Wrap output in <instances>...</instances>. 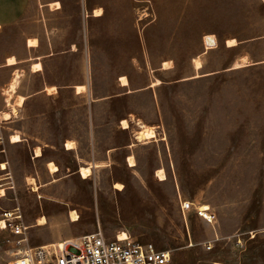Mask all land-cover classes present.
Instances as JSON below:
<instances>
[{
    "label": "rangeland",
    "instance_id": "rangeland-1",
    "mask_svg": "<svg viewBox=\"0 0 264 264\" xmlns=\"http://www.w3.org/2000/svg\"><path fill=\"white\" fill-rule=\"evenodd\" d=\"M206 34L216 38L208 49ZM11 55L21 61L0 67V111L15 72L11 101L25 100L0 120V214L19 208L31 227L20 243L0 230V264L17 249L98 227L171 250L169 264H264V0H26L0 29V64ZM36 61L42 68L32 71ZM76 84L85 87L77 92ZM143 123L155 137L138 141ZM13 133L21 141L11 142ZM88 164L84 178L78 170ZM179 197L209 208L212 223L193 209L182 215ZM42 215L48 223L35 225Z\"/></svg>",
    "mask_w": 264,
    "mask_h": 264
},
{
    "label": "built area",
    "instance_id": "built-area-1",
    "mask_svg": "<svg viewBox=\"0 0 264 264\" xmlns=\"http://www.w3.org/2000/svg\"><path fill=\"white\" fill-rule=\"evenodd\" d=\"M5 169H0L2 171L0 189H6L3 182L6 178L3 173ZM177 204L182 215L193 209L198 217L212 223L213 215L209 208L203 210L200 207H194L193 202L181 197L178 198ZM0 215V230L8 229L13 236L17 237V243L24 241L29 226L20 221L19 208L4 210ZM254 236L255 234L251 233L249 239ZM237 243L243 244L240 237L237 238ZM63 244H65L64 241ZM192 245L189 238L188 246ZM213 245L211 241H207L203 247L205 250H211ZM14 253L7 264H169L172 257L171 250L158 249L151 241H142L128 232H125L122 237L119 233L110 237L100 227L75 238L63 247L53 243L51 246L24 247L17 249Z\"/></svg>",
    "mask_w": 264,
    "mask_h": 264
},
{
    "label": "bare ground",
    "instance_id": "bare-ground-1",
    "mask_svg": "<svg viewBox=\"0 0 264 264\" xmlns=\"http://www.w3.org/2000/svg\"><path fill=\"white\" fill-rule=\"evenodd\" d=\"M56 5L59 6L58 2H55V3L51 4V6H56ZM101 11L102 10L99 8V9L95 10L94 14L100 15ZM204 44H205V49H208V48H211V47L215 46L216 45L215 36L213 34H206L204 36ZM235 44H236L235 39H228L227 40V45L232 46V45H235ZM27 45L31 46V47L37 46V39L36 38H28L27 39ZM245 61H247L246 57H243L240 62H236L235 63V67L243 66L245 64ZM16 62L17 61H16V59L13 56L9 57L6 60V64H14ZM163 66L165 68H168L170 66V63L169 62H163ZM194 67L196 69H199L201 67V61H200L199 57H196L194 59ZM30 68H31L32 71H39V70H41L42 66H41L40 62L36 61V62H33L31 64ZM19 79H20V73L19 72H15L13 77L11 78L7 88L5 89V94H6L5 101H6V105H7L8 109L0 111V120L1 121L10 120L11 117L14 114H16L17 107L22 106V104H23V102L25 100V96L18 95V97L15 99V103L11 101V98L13 97V94L16 93V90H17V87H18V83H19ZM119 80L121 81V85L122 86H126V85L129 84L128 83V79H127V77L125 75H122ZM158 82L159 81L157 79L156 82H153V84H156ZM84 87L85 86L83 84H76L75 85V89H76L77 92H80L81 90H83ZM51 89H54V87H52ZM121 124H122V127H124V128L128 127V121L126 119H122L121 120ZM134 136H135V139L138 140V141H143V140H147V139L153 138V137H155L154 127L153 126L144 125V123H143L139 127V129L134 132ZM9 140L11 142H18V141H21V137L17 133H13V134H10ZM65 148L74 149L75 148V143L73 141H66L65 142ZM34 154H35V157H38V156L41 155V148L39 146L35 147ZM127 161H128L130 166L135 165V159H134L133 155H128L127 156ZM46 166H47V168H48L50 173H55V172L58 171V167L56 166V164L53 161H47L46 162ZM94 166H96V163L94 164ZM91 167H92V165H89V164L88 165H84V166H80L78 172L81 174L82 177H84V178L88 177L91 174ZM156 177L159 180H163V179L166 178L165 172H164V170L162 168L156 170ZM27 181H28V184H32L33 185L35 190L37 189V183H36L35 178L27 177ZM113 186H114L115 189L121 190L123 185L120 182H115ZM4 194H5V189H0V196H2ZM69 218H70V221H76L78 219L77 212L74 211V210H71L70 214H69ZM47 223L48 222H47L46 217L42 215V216H39L37 218L35 225L41 226V225H44V224H47ZM1 224H3V222ZM29 227H31V225ZM124 235H125V231H120L119 232V236L120 237H122ZM74 239L75 238L64 239V240H60V241L57 240L55 242H51V243L44 244V245H50L51 246V244H53V243H58V244H60L61 247H63V246L68 245L69 242L74 240ZM63 241L65 242V244H63ZM214 264H222V263L215 262Z\"/></svg>",
    "mask_w": 264,
    "mask_h": 264
},
{
    "label": "crops",
    "instance_id": "crops-1",
    "mask_svg": "<svg viewBox=\"0 0 264 264\" xmlns=\"http://www.w3.org/2000/svg\"><path fill=\"white\" fill-rule=\"evenodd\" d=\"M25 7H26V0H0V29H2L4 26L8 24L15 22L18 19V17L22 15ZM26 45H27V41H26ZM11 56H13L17 60V62L14 64H6V60ZM11 56L4 57V62L0 64V67L6 66L13 68L19 63V61H21L18 60L16 56L14 55Z\"/></svg>",
    "mask_w": 264,
    "mask_h": 264
},
{
    "label": "trees",
    "instance_id": "trees-1",
    "mask_svg": "<svg viewBox=\"0 0 264 264\" xmlns=\"http://www.w3.org/2000/svg\"><path fill=\"white\" fill-rule=\"evenodd\" d=\"M40 156H42V153H41V155H40ZM40 156H39V157H40Z\"/></svg>",
    "mask_w": 264,
    "mask_h": 264
}]
</instances>
